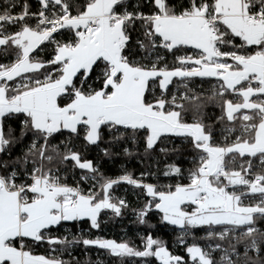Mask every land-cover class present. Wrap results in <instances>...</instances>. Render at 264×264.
<instances>
[{
    "label": "snow or ice",
    "instance_id": "obj_1",
    "mask_svg": "<svg viewBox=\"0 0 264 264\" xmlns=\"http://www.w3.org/2000/svg\"><path fill=\"white\" fill-rule=\"evenodd\" d=\"M39 3L42 8L35 29L23 24L14 34L0 33V45L11 44L19 50L12 65H0V117L23 114L24 128L45 142L62 130L79 134L83 128L84 139L96 144L102 126H123L133 132L144 130L148 149H153L165 135L190 138L201 155L198 167L189 174L188 184L158 191L155 186L142 185L127 175L121 180L146 189L155 208L171 224L182 228L247 225L245 235L251 236L256 231L251 226L254 220L264 218V0H189L180 11L171 7L168 0H148L154 9L150 14L139 10L144 0H139L132 11L127 10L125 0H84L75 15L68 0ZM50 6L51 17L46 14ZM57 7L59 12L55 11ZM118 7L124 11L118 12ZM29 14L27 6L15 16L5 9L0 13V28L23 22ZM138 22L147 40V44L140 42L141 48L150 52L157 46L168 51L190 46L199 51V58L180 57L181 65L193 66L174 70L158 68L155 63L149 68L130 60L125 52L130 32ZM61 29L72 31L74 39L63 44L55 41L53 34ZM235 39L240 43L235 44ZM45 42L56 44L54 58L47 62L54 66L53 70L43 80L31 78L28 83L10 89L8 81L47 67L30 55ZM228 45L237 51H223ZM93 73L101 81L98 89L88 85ZM173 77L221 80L220 95L230 91L241 98L240 102L226 100L224 104L229 122L242 121L243 134L230 145H213L203 124L183 122L181 112L166 108L165 99L154 103L146 100L150 81L160 78L159 86L164 90ZM9 144L0 130V151ZM30 152L38 153L42 161L53 159L46 155L47 143L37 148L33 142ZM237 157L256 158L259 164L248 159L238 169L230 167L237 163ZM63 160L74 161L75 167L82 170L96 171L91 161H82L77 152L69 150ZM179 172V168H171V173ZM29 175L30 184H17L15 172L0 175V264H62L58 259L32 254L26 250L25 240L44 241L46 231L62 221L87 218L95 228L101 210L111 209L119 216L122 207L127 206L123 200L118 204L112 202L109 189L121 182L118 180L106 181L102 185L103 198H98L93 192L84 194L78 187L61 183L51 169L45 170L43 163ZM248 197H258L259 201L245 205ZM185 206L192 210L187 211ZM144 215L142 211L141 222ZM228 231L226 228L219 237L223 239ZM47 243L67 241L48 237ZM83 243L110 250L116 256H155L160 264H183L180 256L171 254L151 236L142 251L111 240L85 239ZM186 251L192 264H214L210 254L199 246H189Z\"/></svg>",
    "mask_w": 264,
    "mask_h": 264
},
{
    "label": "trees",
    "instance_id": "obj_2",
    "mask_svg": "<svg viewBox=\"0 0 264 264\" xmlns=\"http://www.w3.org/2000/svg\"><path fill=\"white\" fill-rule=\"evenodd\" d=\"M84 0H68L72 6V14L75 15ZM211 2V0H209ZM139 0H125L127 10L132 11ZM171 7L182 10L188 6L189 0H168ZM19 6L25 8L29 13H38L42 6L39 0H0V13L7 9L12 15H19L21 11ZM118 12L124 11L123 7L116 9ZM144 14H150L154 9L144 0L143 6L139 9ZM30 19L16 24H4L7 31L11 33L19 31L23 24L33 26ZM35 26V25H34ZM37 27V26H35ZM130 42L125 55L137 64L151 68L155 63L158 68L171 69L180 65L178 58L181 53L178 49L168 51L162 47H156L147 51L140 47V42L147 44L144 35V29L138 22L135 29L130 32ZM54 39L61 44L71 42L74 36L69 37V32H63L54 36ZM159 45V41L156 42ZM239 44V40H234ZM51 47L43 44L37 50V58L44 63L51 60L55 55L56 44L53 42ZM223 49H234L231 45L224 46ZM183 51V50H182ZM180 54V55H178ZM193 55V53H191ZM189 55H187L188 57ZM156 58V60H154ZM1 59V58H0ZM52 65L34 74L31 78L42 80L47 72L53 70ZM99 69H97V72ZM154 82V81H153ZM79 86V80L76 81ZM88 85L93 88L101 87V81L96 73H93ZM87 87V86H85ZM222 89L212 79H202L198 77L181 78L172 81L171 85L164 92H160L156 85L149 83V89L146 92V100L154 103L157 99H165L168 103L166 108L181 112L183 122L201 123L205 126V131L211 134L212 142L223 143V137L227 134L225 131L229 128L234 132H239L242 121L237 119L233 122L227 120L225 114L226 100L237 101L236 95L232 92H226L220 95ZM66 102L61 100V103ZM178 105L182 107H177ZM239 116V114H237ZM23 114H11L2 117L0 120V130L3 131L5 138L10 140V144L0 151V175H11L16 173L15 182L21 184L26 178L30 177L34 167H39L43 163L45 170L51 169L59 177L61 183L72 187H78L82 192L89 190L96 192L102 185L109 180L121 181L114 184L111 190L115 197H122L127 203V207L121 209L119 216L111 209H103L98 216V227H92L88 220H77L62 222L57 226L51 227L46 231V238L42 242H34L30 239L25 240L26 250L34 254L47 256L59 255L62 264H93L95 259L90 251H95L98 247L89 246L83 243V240H112L116 243H126L131 248L137 250L141 242L151 236L159 241L171 254L180 256L183 264L189 263L187 247L196 245L208 247L209 245H219L225 250L238 252V258L233 261L236 264H264V218L257 217L252 227L255 232L251 235H245L243 229L247 225L234 227L228 232V235L221 239L217 234L209 235L211 227L188 228L184 232L174 226L163 222L161 214L156 210L153 198L148 196L145 189L136 187L121 180V177L127 175L135 179L140 184H151L158 191L174 190L177 184H188L190 182L189 174L199 165L200 151L192 145L191 139L183 136H164L157 141L153 149L146 147V135L144 130L133 132L131 129L122 127L102 126L100 140L96 144L88 143L85 137L84 129H80L79 134L66 131L53 134L45 142L38 134L28 131L24 128ZM227 138L225 144L231 142ZM36 143L37 148L47 143L46 155L53 159L41 160L39 154L33 155L30 149ZM163 149V151H162ZM69 150L79 153L82 161H91L96 171L89 172L75 167V162L63 160L64 155ZM252 159L258 164L256 158H239L237 163L230 167L239 168L241 163ZM180 169L178 174L171 173V168ZM168 172L170 174L165 175ZM86 177V179L84 178ZM110 192V190H109ZM98 198L102 197V192ZM112 197V202L117 203ZM157 202V201H156ZM144 211L143 222H141L140 213ZM228 226H217L221 229ZM246 233V232H245ZM57 238L67 243L49 245L47 238ZM253 240L255 246H253ZM19 247V241L16 242ZM61 248L60 253L50 252L52 247ZM255 250V251H254ZM89 252V253H88ZM88 254V255H87ZM148 260L150 264H160L155 257L138 256H118L119 264H128L130 259ZM214 264L222 262L219 252L213 254Z\"/></svg>",
    "mask_w": 264,
    "mask_h": 264
},
{
    "label": "rangeland",
    "instance_id": "obj_3",
    "mask_svg": "<svg viewBox=\"0 0 264 264\" xmlns=\"http://www.w3.org/2000/svg\"><path fill=\"white\" fill-rule=\"evenodd\" d=\"M24 9L25 8H23V7H21V6H19V10L21 11V13H23V11H24ZM176 10H178V9H176ZM20 15V14H19ZM18 32V31H17ZM14 33H16V32H14ZM14 33H9L8 35H11V34H14ZM11 45V44H10ZM174 49H178V50H180L179 52L181 53V55L180 54H178V55H180V57H184V58H187V55H189L188 57H192L193 58V56H196L195 58H199V51L197 50V49H194V48H192V47H190V46H179V47H177V48H174ZM37 50L38 49H36V50H34V52L32 53V54H30L31 56H32V58L34 57V56H36V54H37ZM183 50V51H182ZM18 49H17V51H16V53H15V55H13L12 56V58H9V60H8V62H7V64H5V66H10V65H12L16 60H17V54H18ZM191 53H193V55L191 54ZM195 58H193V59H195ZM34 59V58H33ZM154 60H156V58L154 59ZM178 62H179V60H178ZM180 63V62H179ZM193 65H191V64H189V65H179V66H177V67H172L171 69H168V70H174V69H176V68H181V67H188V68H190V67H192ZM213 78H216V77H213ZM175 79H181V77H173L172 78V81L173 80H175ZM216 79H218V78H216ZM159 80H160V78H156L154 81H155V84H156V86L158 87V89L160 90V92H164V91H166V89L171 85V83H172V81H171V83L168 85V87L166 88V89H164V90H162L161 88H160V86H159ZM21 81V80H20ZM23 81V80H22ZM221 81V80H220ZM29 82V80L28 81H23L22 83H28ZM222 82V81H221ZM8 83H10V81H8L7 82V84ZM223 83V82H222ZM18 86V85H17ZM237 96V95H236ZM237 101H233L234 103H237V102H240L241 101V98L240 97H238L237 96ZM255 99V98H254ZM2 119V117H0V120ZM186 123V122H185ZM187 123H189V122H187ZM191 124V123H190ZM227 134V133H226ZM236 135H237V133H235ZM235 134L233 133V134H230L229 133V135H226L225 137H223V141L224 142H226V140H227V138H231L232 140L233 139H236V137L238 136H235ZM211 143L213 144V145H217V144H215V143H213L212 142V140H211ZM233 143V141H231L229 144H223V145H220V146H227V145H230V144H232ZM100 189V188H99ZM112 189V188H111ZM110 189V190H111ZM145 191H146V189H145ZM102 192V191H101ZM100 191H99V193H101ZM94 193V192H93ZM99 193L97 194V196L99 195ZM146 193H147V191H146ZM86 194V193H85ZM148 195V194H147ZM149 196V195H148ZM151 197V196H150ZM158 202V201H157ZM256 204V203H255ZM157 210V209H156ZM187 211H191V210H188V209H186ZM102 211V210H101ZM159 212V211H158ZM160 214H161V216H162V213L161 212H159ZM99 216V215H98ZM98 216H97V223H98ZM82 220H88L89 222H90V224H91V221L89 220V219H87V218H84V219H82ZM162 220H163V217H162ZM62 222H70V221H62ZM61 222V223H62ZM164 222V221H163ZM55 226H57V225H55ZM52 227H54V226H52ZM189 227V226H188ZM179 230H183V232H184V230H185V228L184 229H179ZM225 229H223V231H224ZM229 230V229H228ZM222 231V232H223ZM229 232V231H228ZM27 240V239H26ZM97 240H104V239H97ZM112 241V240H111ZM25 243V242H24ZM89 246H96V245H89ZM209 246H213L214 248H220V247H217L216 245H209ZM209 246L208 247H201V249L202 250H204L205 252H207L206 250L209 248ZM96 247H98V246H96ZM144 247H145V242H141L140 243V245H139V248L137 249V250H139V251H142V250H144ZM60 249L61 248H57V247H52L51 249H50V252H52V253H56V252H58V253H60ZM90 252H92V254H94V252H97V253H99L101 256H103L104 258H105V260L106 261H110L112 264H119L120 262H119V259H117V257L118 256H116V255H113L111 252H110V250H107V249H102V248H97L94 252L93 251H90ZM231 252V251H230ZM89 253V252H88ZM32 254H34V253H32ZM34 255H42V254H34ZM88 255V254H87ZM43 256H45V255H43ZM46 257V256H45ZM60 256L59 255H55V256H47V258H51V259H58L59 261H61V259L59 258ZM62 262V261H61ZM100 262L101 261H99V262H97L96 264H100ZM128 264H150L149 263V261L148 260H145V259H140L139 261H137L136 259H134V258H132V259H130L129 260V263ZM186 264H192V261H191V258H189V263H186Z\"/></svg>",
    "mask_w": 264,
    "mask_h": 264
},
{
    "label": "crops",
    "instance_id": "obj_4",
    "mask_svg": "<svg viewBox=\"0 0 264 264\" xmlns=\"http://www.w3.org/2000/svg\"><path fill=\"white\" fill-rule=\"evenodd\" d=\"M32 24V23H31ZM29 26V25H28ZM29 27H31V28H33V29H35L36 27L33 25V26H29ZM21 30V29H20ZM19 30V31H20ZM66 31H68L69 32V37L71 36V35H73L74 36V33L72 32V31H70V30H68V29H63V32H66ZM0 33H3V35H8L9 33H11L10 31H7L6 30V27L3 25V27L2 28H0ZM55 40V39H54ZM56 41V40H55ZM53 42H45L44 44H48V47H51ZM68 43V42H67ZM239 43H240V41H239ZM42 46V45H41ZM40 46V47H41ZM39 47V48H40ZM224 48V47H223ZM222 48V50L223 51H237V49L236 48H234V49H230V50H228V49H223ZM16 51H17V48L15 47V46H13V45H0V65H5V64H7V62H8V60H9V58H12V56L13 55H15V53H16ZM200 55V54H199ZM196 56H193V58H195ZM34 58V60H37V61H40V62H43L40 58H37V56H34L33 57ZM54 58V56L51 58V60ZM229 62H231V61H229ZM46 64V63H45ZM187 66V65H186ZM42 70V69H41ZM34 74H37V73H25V74H23V76L22 77H17V78H15V80L14 81H10V83H8V86L10 87V89L11 88H15V87H17V85L18 84H20L21 85V83L23 82V81H28V80H30L31 79V77H33V75ZM198 78H201V80L202 79H212L221 89H222V82L219 80V79H216V78H213V77H198ZM44 79V78H43ZM42 79V80H43ZM21 80V81H20ZM23 80V81H22ZM154 80H152V81H150L149 83H153V85H156L155 84V81L153 82ZM22 84H24V83H22ZM236 99H237V96L235 97ZM117 127H122V128H124L123 126H117ZM83 129V128H82ZM62 131H66V132H68L67 130H62ZM225 133H227V135H229V133L230 134H235V133H237V135L238 136H241L243 133H242V128L240 129V131L239 132H234V131H231V132H228L227 130L225 131ZM236 134H235V136H237ZM165 136H174V135H165ZM164 137V136H163ZM212 140V139H211ZM236 139H233V140H231V141H235ZM229 143H230V141H229ZM229 143H227V144H229ZM223 144H225V142H223V143H217V146H220V145H223ZM247 158H251V157H247ZM237 164H239V163H237ZM258 164H259V162H258ZM257 164V165H258ZM231 190V189H230ZM258 201H259V198L258 197H248V198H246L245 200H244V204L245 205H254L255 203H258ZM185 208L186 209H188V210H192V207H189V206H185ZM158 210V209H157ZM159 211V210H158ZM160 212V211H159ZM162 217H163V213H162ZM163 221H164V223H166V224H168V225H170V226H174V227H176V228H178V229H188V228H200V227H209L208 225H202V226H197V227H188V226H186V227H184V228H182L180 225H178V224H171V223H169V222H167V221H165L164 219H163ZM217 226H228V227H223V228H221V229H216V228H214V227H217ZM232 227H234V226H231V225H215V226H211V229H210V231H209V233H215V234H217L218 236H219V233L220 232H222L223 231V229H229V231L230 230H232V229H236V227H234V228H232ZM234 229V230H235ZM183 231V230H182ZM244 234H245V232H244ZM200 247V246H199ZM201 248V247H200Z\"/></svg>",
    "mask_w": 264,
    "mask_h": 264
},
{
    "label": "built area",
    "instance_id": "obj_5",
    "mask_svg": "<svg viewBox=\"0 0 264 264\" xmlns=\"http://www.w3.org/2000/svg\"><path fill=\"white\" fill-rule=\"evenodd\" d=\"M52 11H53V9H52V7L50 6V8H49V10H47V12H46V14L49 16V17H51L52 16ZM55 11H57V12H59V8L57 7L56 9H55ZM39 13V12H38ZM38 13H30L27 17H26V19L28 18V19H30L31 20V22L35 25V26H37V24H38V20H39V16H38ZM15 16V15H14ZM62 31H63V29H61L59 32H57V33H54L53 34V36H58V35H60L61 33H62ZM18 85H20V84H18ZM23 183H31V179H30V177L29 178H26L21 184H23ZM110 190V189H109ZM112 190V189H111ZM111 190H110V195H111ZM102 191V187H101V189H100V192ZM85 194V193H84ZM114 200H116V202H117V204L119 203V201H121V200H123V201H125L124 200V198H122V197H116V199H114ZM125 203H126V201H125ZM126 205H127V203H126ZM127 207V206H126ZM122 208H125V207H122ZM207 251V253H209L210 254V258L212 259V260H214L213 259V254H215L216 252H219V255H220V257L221 258H224L223 259V261L222 262H219V263H217V264H229V261H231V264H236V263H234V261H233V259L234 258H237L236 256H234L233 254H232V252H230V251H228V250H225L224 248H214L213 246H209V248L206 250ZM255 251V250H254Z\"/></svg>",
    "mask_w": 264,
    "mask_h": 264
},
{
    "label": "bare ground",
    "instance_id": "obj_6",
    "mask_svg": "<svg viewBox=\"0 0 264 264\" xmlns=\"http://www.w3.org/2000/svg\"><path fill=\"white\" fill-rule=\"evenodd\" d=\"M100 189H101V188H100ZM100 189H99L98 191H96L95 194H98L99 191H100ZM89 192H92V191L89 190L86 194H88ZM112 197L116 199L115 196L112 195ZM228 251H231L232 254L238 258V255H239L238 252H236V251H232V250H228ZM93 255H94V257H95V259H94V261H93V264H96V263L99 262V261H101L100 264H112L110 261H106L105 258H104L103 256H101V255H100L99 253H97V252H94ZM115 264H116V263H115Z\"/></svg>",
    "mask_w": 264,
    "mask_h": 264
}]
</instances>
